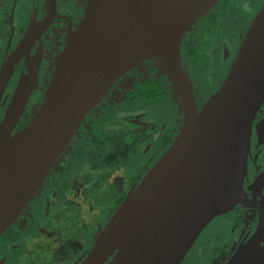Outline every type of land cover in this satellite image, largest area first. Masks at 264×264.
<instances>
[{
	"label": "water",
	"instance_id": "95a60500",
	"mask_svg": "<svg viewBox=\"0 0 264 264\" xmlns=\"http://www.w3.org/2000/svg\"><path fill=\"white\" fill-rule=\"evenodd\" d=\"M219 1H88L39 110L11 136L29 94L25 79L0 125V236L117 79L154 58L162 59L181 99L182 131L80 264L110 258L109 264H181L215 218L248 206L244 178L253 123L264 104V5L223 85L200 111L181 60L186 32ZM261 234L243 242L226 264H264Z\"/></svg>",
	"mask_w": 264,
	"mask_h": 264
},
{
	"label": "flooded vegetation",
	"instance_id": "af4514ba",
	"mask_svg": "<svg viewBox=\"0 0 264 264\" xmlns=\"http://www.w3.org/2000/svg\"><path fill=\"white\" fill-rule=\"evenodd\" d=\"M88 1L0 0V125L24 80L29 82L11 136L41 107ZM263 5L264 0H220L186 32L181 60L199 111L223 85ZM167 100L174 103L170 114L163 104ZM184 121L181 99L161 58L141 62L117 79L0 236V264H80L177 139ZM244 189L248 206L238 204L215 218L181 264H226L260 229L264 246V104L253 123Z\"/></svg>",
	"mask_w": 264,
	"mask_h": 264
},
{
	"label": "rangeland",
	"instance_id": "374dc122",
	"mask_svg": "<svg viewBox=\"0 0 264 264\" xmlns=\"http://www.w3.org/2000/svg\"><path fill=\"white\" fill-rule=\"evenodd\" d=\"M163 104H165V106H166V110H167V112L170 114V112H172V107H173V101H171V100H167V102H164ZM192 255L194 254V252L193 253H191ZM216 260V259H215ZM215 260L213 261V262H215ZM220 260V259H219ZM208 264H213V263H208Z\"/></svg>",
	"mask_w": 264,
	"mask_h": 264
}]
</instances>
